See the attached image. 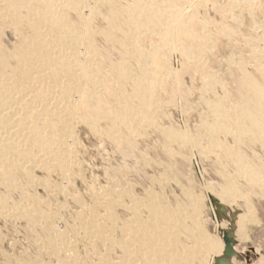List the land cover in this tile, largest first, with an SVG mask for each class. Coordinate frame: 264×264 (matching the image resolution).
Here are the masks:
<instances>
[{
	"label": "bare ground",
	"instance_id": "1",
	"mask_svg": "<svg viewBox=\"0 0 264 264\" xmlns=\"http://www.w3.org/2000/svg\"><path fill=\"white\" fill-rule=\"evenodd\" d=\"M180 2L0 0V187H6L7 192L10 188L12 195L0 196L1 217L24 218L31 230L42 222L51 226L53 215L57 213L45 215L41 206V210L33 209L30 201L38 205V197L31 196L30 190L25 192L18 178L23 176L32 189L38 183L33 170L39 168L47 172L59 170L63 179L69 180L68 164L75 151L72 150L76 140L73 137L75 121L88 125L94 132H99V128L88 116L106 121L110 126L106 134L119 148L130 145L125 132L130 138L138 139L143 128L146 132L147 127L156 126L154 115L160 108L155 99L156 90L163 88L160 85L164 74V77H174L168 58L180 53L189 65L196 61L194 48L183 42L199 39L196 31L203 28L194 18L184 16L178 9ZM232 2L254 11L260 6L259 0ZM104 12H108V17L102 15ZM101 17L106 18L103 20L107 27L97 30L95 21ZM200 32L204 44L209 35L204 28ZM98 38L104 42L105 55L97 44ZM122 38L126 43L119 44ZM114 56L119 61L110 59ZM238 68L241 83L238 82L245 93L240 103L233 106L222 99H207L209 118L197 136L162 130L164 138L184 145L185 151L190 149L187 154L199 148L204 158L213 148L221 150L222 154H218L228 159L233 173H221L223 184L220 191L213 194L230 206L237 198L251 202L248 195L242 194L243 188L253 193L264 189V162L255 157L257 150L264 152V67L258 66L254 75L247 73L242 64H238ZM212 81L206 85L208 94L216 85ZM127 85L133 90L131 94H127ZM220 134L230 136L235 141L234 147L220 142ZM201 137L208 140V145H201ZM240 146L250 151V156L247 152L245 155ZM188 161L184 156L182 162ZM182 193L184 200L175 205L167 196L155 193H150L146 201L133 198L131 207H127L130 219H122L124 222L119 221L115 211L123 206L125 197L119 194L98 196L96 203L106 209L105 217L90 208L89 215L83 211L76 222L74 220L72 233L53 230L51 226L55 241H38L37 245L54 257L55 264H87L75 249L79 238L88 240L94 252L98 246L104 247L105 254H98L100 257L95 264L231 263V249L224 251L205 231L201 220L202 200L189 190L183 189ZM239 218L242 225L244 219ZM239 227L242 236V227ZM8 258L0 264H14ZM26 262L15 263L46 264L34 259Z\"/></svg>",
	"mask_w": 264,
	"mask_h": 264
},
{
	"label": "rangeland",
	"instance_id": "2",
	"mask_svg": "<svg viewBox=\"0 0 264 264\" xmlns=\"http://www.w3.org/2000/svg\"><path fill=\"white\" fill-rule=\"evenodd\" d=\"M180 1L178 9L182 10L186 18L188 15V19L194 18L200 27L204 28L209 39L203 44L202 32L199 33V30L202 31L203 28H198L196 32H198L197 38L199 39L196 41L194 39L195 42L192 40L193 43L188 40V43L183 42L194 48L197 58L196 61L194 59L192 66L186 63L187 60L180 53L173 54L174 59L168 58V62L171 59L168 66L171 67L174 77H164L166 75L164 74L160 85L163 88L160 87L161 91L160 88H157L160 92L156 90L158 96L155 95V99H158L161 108L157 109L158 112L156 110L154 115L156 126H152V129L147 127L146 132H144L146 128H143L142 136L138 139L130 138L129 134L125 132L124 136L130 145H122L119 148L114 141L108 138L109 124L103 120L96 121L88 116L90 120L93 119L97 123L99 132H94L88 125L75 121L73 137L76 140L72 146V150L75 151L72 153L74 156L72 155L71 159L73 160L68 164L69 180L63 179L59 170L51 169L53 171L47 172L35 168L33 173L38 177H35L38 183L32 188L33 193L23 176H19L18 179L23 184L25 192H31V196L35 194L38 197V205L31 200V207L34 205L33 209L44 210V214L47 213L45 215L57 213L56 216L53 215L54 219L51 223L53 230L57 228L61 232L65 231L69 234L72 233L77 216L83 211L89 215L90 208H95L97 214L100 213L101 217L104 214L105 217L106 209L103 206L99 208L96 203L98 196L123 195L125 197L121 203L123 206L117 207L115 215L118 216V219L120 218L119 221H127L130 219L127 207H131L133 198L146 201L150 193H155L167 196L166 198H169L168 200L175 205L184 200L182 190H189L203 202L201 220L206 233L217 240L224 251L231 249L233 264H264V189L261 192L253 193L248 188H243L242 194L245 197L248 195L247 198L251 202L237 198L238 200H233V206L224 205L225 203L219 201L213 193L220 191L219 187L223 184V178H220L221 173L228 171L232 174L233 170H229L232 167H230L228 159L219 155L222 154L221 150L213 148V151L210 152L211 157L208 153L204 155V158L201 157L203 155L199 148H195L194 151L187 154L190 149L185 151L182 149L184 145L172 143L162 135V130L166 129L165 132L167 130L181 131L187 132L193 137L197 136L209 118L207 99H222L233 106L242 101L245 93L240 88L241 76L238 64L244 65L246 72L253 73V75L258 66L264 67V10H262L264 0H259V9H255V11L246 6L243 7V4L236 6L232 0H183V3L182 0ZM107 13L104 12L102 15L106 16ZM102 17L95 21L94 27L97 30L107 27L103 20L106 18ZM118 43L124 44L126 41L122 38ZM97 44H99L101 52L103 51L104 55L107 54L104 51L102 39L98 38ZM114 58H117L114 61H119V58L115 56L110 59L113 61ZM138 68L136 66L134 70L137 71ZM211 81L216 82L210 92L213 97L205 91L206 85ZM126 89L127 94H131L130 91H133L130 85H127ZM220 135V142L234 147L235 141L230 136ZM201 141L202 146L208 145L206 138L201 137ZM240 149L244 151L246 148L240 146ZM170 150L172 153H169ZM256 152L255 157L264 162V152L260 150ZM249 153L248 156H250ZM184 156L189 158L187 163L182 162ZM218 157L220 158L218 159ZM45 183L49 187H46ZM6 189V187H0V196L6 195L5 193H7L6 196H9L8 193L10 194L11 189L8 188L9 192ZM129 192L131 193L129 194ZM125 195H129V197ZM10 196L12 195L10 194ZM14 199L16 200V198ZM14 199L11 201H15ZM80 204L84 205L83 210ZM240 216L244 219L243 226L240 225ZM6 217L0 216V263L9 256L8 259L14 264L20 260L31 263L33 259L41 263L55 264L54 257L49 256L37 245L38 241L41 243L55 241V236L50 230L51 226L42 222L38 228L31 230L24 218ZM53 222L55 223L53 224ZM239 226L242 227V236L239 233ZM47 236L48 238H45ZM77 241L75 242L77 254L87 264L97 263L100 255L105 254V250L100 244L99 248L96 247L98 249L96 253L88 240L79 238ZM23 259L25 260L23 261ZM232 262L225 261L224 264H232Z\"/></svg>",
	"mask_w": 264,
	"mask_h": 264
}]
</instances>
